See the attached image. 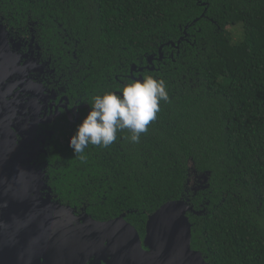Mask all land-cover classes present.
Wrapping results in <instances>:
<instances>
[{
	"label": "trees",
	"instance_id": "16d2710c",
	"mask_svg": "<svg viewBox=\"0 0 264 264\" xmlns=\"http://www.w3.org/2000/svg\"><path fill=\"white\" fill-rule=\"evenodd\" d=\"M0 17L13 29L48 25L55 49L66 36L67 78L89 101L183 37L174 60L143 74L163 79L169 100L139 142L125 129L84 160L59 146L55 185L92 218L123 216L142 239L151 214L187 201L205 210L186 215L208 264H264V0H0Z\"/></svg>",
	"mask_w": 264,
	"mask_h": 264
},
{
	"label": "flooded vegetation",
	"instance_id": "af4514ba",
	"mask_svg": "<svg viewBox=\"0 0 264 264\" xmlns=\"http://www.w3.org/2000/svg\"><path fill=\"white\" fill-rule=\"evenodd\" d=\"M49 28L35 21L27 30L13 29L0 17V32L9 48L0 52L10 55L19 70L18 77L8 82L14 88L7 97L21 106L32 105L10 122L19 149L5 160L13 162L20 174L1 170L12 184L5 186L11 190L0 191V264H118L120 256L108 243L101 254L98 248L81 247L80 241L71 246L68 237L89 217L100 221L85 208L70 205L64 198L67 193L55 185L60 179L57 168L64 163L56 158L59 146L69 145L92 101L67 78L72 54L68 38L61 37L62 46L55 49ZM170 46L168 52L157 50L151 63L140 65L141 70L130 71L129 81L157 70L158 62L172 60L178 49Z\"/></svg>",
	"mask_w": 264,
	"mask_h": 264
},
{
	"label": "water",
	"instance_id": "95a60500",
	"mask_svg": "<svg viewBox=\"0 0 264 264\" xmlns=\"http://www.w3.org/2000/svg\"><path fill=\"white\" fill-rule=\"evenodd\" d=\"M182 40L183 37L176 43L168 42L166 45L179 49ZM0 50H9L1 32ZM152 59L153 56H149L147 63H151ZM135 70L136 66L132 65L131 73ZM18 74L19 70L11 62L10 55L0 52V191L11 190L10 186H5L12 184L1 170L9 169L10 175L20 174L14 171L13 162L5 160L7 155L16 153L19 149L15 143L14 133L10 130V122L18 119L16 115L25 108L31 109L32 106L31 104L21 106L18 101L9 100L7 97L14 88V84L8 82L17 78ZM201 177L203 183H206L207 177L205 175ZM205 188L206 185H202L196 190ZM188 212L201 215L205 210L195 211L187 201L163 204L148 217L143 239H140L135 228L125 221L123 216L108 221H95L89 217L86 225L75 227L68 237L72 242L71 246L77 247L76 244L80 241L81 247L98 248V253L101 254L106 250L105 245L108 243L120 256L116 260L118 264H208L200 252L191 248V223L186 215Z\"/></svg>",
	"mask_w": 264,
	"mask_h": 264
},
{
	"label": "clouds",
	"instance_id": "9594fccd",
	"mask_svg": "<svg viewBox=\"0 0 264 264\" xmlns=\"http://www.w3.org/2000/svg\"><path fill=\"white\" fill-rule=\"evenodd\" d=\"M166 82L152 75L131 79L117 91L108 90L92 98L90 109L69 139L75 157L86 159L89 145L108 147L127 129L138 143L148 125L157 119L161 101L167 102Z\"/></svg>",
	"mask_w": 264,
	"mask_h": 264
},
{
	"label": "rangeland",
	"instance_id": "374dc122",
	"mask_svg": "<svg viewBox=\"0 0 264 264\" xmlns=\"http://www.w3.org/2000/svg\"><path fill=\"white\" fill-rule=\"evenodd\" d=\"M231 32H233V34L235 35V39H234V41L235 42H237L238 40H240V36L237 34V32H238V30L237 29H234L233 30V27H230V28H228ZM198 177V182L200 183V184H202L203 183V177H201V175L200 176H197ZM194 190V189H193Z\"/></svg>",
	"mask_w": 264,
	"mask_h": 264
}]
</instances>
